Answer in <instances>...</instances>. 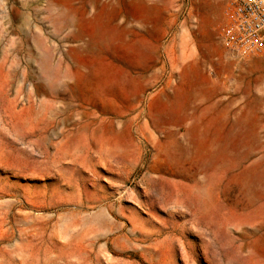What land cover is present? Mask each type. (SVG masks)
<instances>
[{"label": "rangeland", "instance_id": "rangeland-1", "mask_svg": "<svg viewBox=\"0 0 264 264\" xmlns=\"http://www.w3.org/2000/svg\"><path fill=\"white\" fill-rule=\"evenodd\" d=\"M231 1L106 0L125 75L80 76L70 3L0 0V264H264V54L223 46ZM180 75L217 77V145L159 129Z\"/></svg>", "mask_w": 264, "mask_h": 264}, {"label": "crops", "instance_id": "crops-1", "mask_svg": "<svg viewBox=\"0 0 264 264\" xmlns=\"http://www.w3.org/2000/svg\"><path fill=\"white\" fill-rule=\"evenodd\" d=\"M65 2L70 3V6L62 8L59 6L57 11L60 17L70 19V27L73 31L64 36L62 40L70 46V62L71 66L75 65L76 74L80 76L94 75L96 67L99 66L98 63L90 65V62L89 64L86 62H97L101 59L102 66L105 61H109L108 67L117 66L125 75V66L113 63V58L120 59L119 53L115 55L112 52L111 54L114 46L111 47V44L105 41L93 43L90 40V36L95 30L101 34H107L111 32L110 28L118 27V31L121 28L124 41L126 23L123 22L120 25V20L126 19L123 8H118L117 12L113 11L114 13H112L110 6L105 3L106 0H65ZM94 4L97 5L94 6ZM94 8L97 10L95 11ZM98 49L101 50L100 53L95 52ZM149 58L150 61L143 64L141 68L143 70L153 68L156 71V53L153 57L150 53ZM176 78L179 86L178 92L175 93V99L178 94L183 95V98L180 103L173 102L172 117L167 116L165 120H162L159 129H178L179 131L171 133L172 135L169 134V137L179 141L180 128L185 127L188 123L189 130L193 132L189 135V139L204 140L205 146L217 145V77L203 76L200 81L189 75H180Z\"/></svg>", "mask_w": 264, "mask_h": 264}, {"label": "built area", "instance_id": "built-area-1", "mask_svg": "<svg viewBox=\"0 0 264 264\" xmlns=\"http://www.w3.org/2000/svg\"><path fill=\"white\" fill-rule=\"evenodd\" d=\"M220 37L223 46L241 58L264 54V0H232Z\"/></svg>", "mask_w": 264, "mask_h": 264}, {"label": "bare ground", "instance_id": "bare-ground-1", "mask_svg": "<svg viewBox=\"0 0 264 264\" xmlns=\"http://www.w3.org/2000/svg\"><path fill=\"white\" fill-rule=\"evenodd\" d=\"M181 132V131H180ZM172 135V134H171ZM173 137V136H172ZM173 138H175V137H173ZM179 139V138H178ZM174 140V139H173ZM176 141L178 142V140L176 139ZM171 142V141H170ZM172 144V143H171ZM161 178H164V177H161ZM169 178V177H168ZM191 179L192 180H194L193 182V184H194V186L195 187H199V188H201V186H204L203 184H202V182H200L196 177H191ZM160 180V179H159ZM162 181V180H161ZM202 184V185H201Z\"/></svg>", "mask_w": 264, "mask_h": 264}]
</instances>
